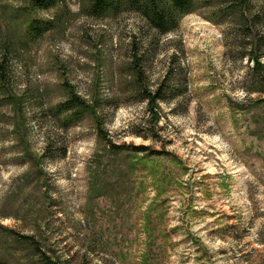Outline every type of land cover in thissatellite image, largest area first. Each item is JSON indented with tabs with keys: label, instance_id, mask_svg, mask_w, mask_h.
I'll list each match as a JSON object with an SVG mask.
<instances>
[{
	"label": "rangeland",
	"instance_id": "rangeland-1",
	"mask_svg": "<svg viewBox=\"0 0 264 264\" xmlns=\"http://www.w3.org/2000/svg\"><path fill=\"white\" fill-rule=\"evenodd\" d=\"M91 1L0 0V264H264V0Z\"/></svg>",
	"mask_w": 264,
	"mask_h": 264
},
{
	"label": "trees",
	"instance_id": "trees-1",
	"mask_svg": "<svg viewBox=\"0 0 264 264\" xmlns=\"http://www.w3.org/2000/svg\"><path fill=\"white\" fill-rule=\"evenodd\" d=\"M66 0H31L35 8L47 9L57 5L58 3L65 2ZM232 2L242 5L247 0H231ZM126 8H132L133 10L141 13L143 17L149 22V24L156 29L160 34H166L172 31L177 26L178 18L190 13L194 8L193 0H92L89 6V13L96 17H101L108 13H118L120 10ZM47 22L37 24L33 22L31 25L32 33L41 35L44 30L49 29ZM258 64H260L258 62ZM162 84L157 86L154 92L148 91L146 97L151 105L159 99H163L162 96ZM62 109L75 110L74 117H78L80 114L85 113L88 109V105L85 101L79 99V97H73L66 103L60 105Z\"/></svg>",
	"mask_w": 264,
	"mask_h": 264
}]
</instances>
